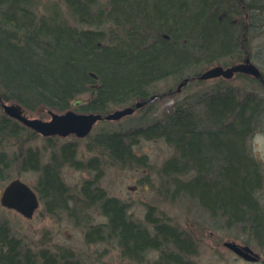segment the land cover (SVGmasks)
<instances>
[{"label": "trees", "instance_id": "trees-1", "mask_svg": "<svg viewBox=\"0 0 264 264\" xmlns=\"http://www.w3.org/2000/svg\"><path fill=\"white\" fill-rule=\"evenodd\" d=\"M247 14L263 16L264 0H0L1 97L28 111L46 106L106 113L113 104H134L156 94L148 88L161 79L174 76L178 86L203 66L233 61L232 55L252 58L248 39L255 29ZM215 79L210 90L175 101L159 119L89 134V149H99L112 163L146 165L134 145L140 138H163L173 153L159 172L173 195L190 198L215 225L245 233L264 248V172L249 145L264 122V98ZM85 94V103L72 105ZM39 135L0 109V139L22 143L14 156L0 151V177L15 162L37 171L33 187L50 213L64 210L79 219L96 206L106 220L93 224L88 217V242L113 243L131 260L155 252L154 264H198L194 233L154 206L144 221L135 219L127 202L99 184V158L80 159L75 142L43 161L41 150L29 145ZM65 164L98 174L74 192L62 176ZM0 264L85 263L67 246L33 249L0 214Z\"/></svg>", "mask_w": 264, "mask_h": 264}, {"label": "rangeland", "instance_id": "rangeland-1", "mask_svg": "<svg viewBox=\"0 0 264 264\" xmlns=\"http://www.w3.org/2000/svg\"><path fill=\"white\" fill-rule=\"evenodd\" d=\"M233 16H235V13H233ZM247 22L249 26L252 23L251 27H254L256 33H254L252 39H248V46L252 54L251 59L264 74V15H258L254 18L248 15ZM241 61V59H235V61L221 62V64L227 66ZM215 64L218 63H213L210 66ZM210 66H203V69ZM200 68L198 67V70ZM227 80L232 86L255 90L264 98L263 84L250 75L239 77L235 75ZM217 82L215 78L206 79L203 82H200V80L192 81L190 84L184 85L185 87L183 86L180 91L174 90L171 91V95L157 97L130 115L119 119L99 120L90 134L96 135L98 132L105 130H126L133 126L147 124L161 118L164 112L170 110L175 101L194 97L199 93L210 90ZM177 83L176 77L169 76L149 87L148 93L151 95L166 92L176 87ZM78 97L87 100L88 95L85 94ZM128 105H132V103L113 104L108 112ZM41 108L35 111L26 110V113L30 117L49 119L48 109L51 108ZM0 109L3 110L1 104ZM24 134H26V131H24ZM92 135H87L86 137H78L75 134L67 136L55 135L54 137L58 138L49 140L46 137L51 136L39 135L33 138L29 145L41 150L43 161H48L50 152L54 149H59L62 144L67 142H75L80 159L88 160L92 156L98 157L102 168L99 184L109 194L127 202L129 204V212L135 219L144 221L149 206H154L158 213H163L170 221L194 233L198 249L193 259L198 264H264V248L249 239L247 234L236 233L231 229L218 227L190 198L173 195L172 189L168 186V181L159 172L161 164L173 153V147L163 138H140L134 145V150L138 155L147 157L148 164L133 163L122 165L109 161L107 155L100 153L97 148L95 150L89 149L88 144L93 139ZM19 142L9 138L0 139V151L4 149L7 151L6 154L14 156V153L16 154L21 149L19 146L21 147L22 143ZM249 145L251 152L261 161L264 172V122L249 138ZM97 174L98 170L93 168L82 169L68 164H65L62 168L64 181L74 192L78 193L82 183L87 179L95 178ZM37 177V171L21 170L18 162L12 163L5 175L0 177V197L9 179L20 178L33 187ZM261 194L264 202V188ZM0 214L9 222L13 232L33 249L49 247L55 250L59 246H67L72 248L85 264H154L157 257V253L151 252L141 261L131 260L123 257L113 243L88 242L84 236L88 227V217L91 218L90 220L93 224L106 220V217L96 206L85 209V214L89 216H85L82 213V217L77 219L64 210L55 213L48 212L45 209L43 200L40 198V206L31 218H26L17 210L4 207L1 203ZM226 241L249 245L259 254V260L251 261L239 256L225 245Z\"/></svg>", "mask_w": 264, "mask_h": 264}, {"label": "water", "instance_id": "water-1", "mask_svg": "<svg viewBox=\"0 0 264 264\" xmlns=\"http://www.w3.org/2000/svg\"><path fill=\"white\" fill-rule=\"evenodd\" d=\"M236 73H243L257 78L264 86V74L262 70L249 56H246L241 62H235L227 66L218 63L204 69L197 76L185 77L178 84L175 91H180L184 85L195 78L206 80L224 77L226 79H230L234 77ZM162 96H165V93L154 94L147 99L136 101L132 105L117 108L107 113L93 111L80 112L73 108L63 112L48 109V113L50 114L49 119L28 116L26 109L20 103L5 101L1 97V93L0 104L4 113L23 123L25 126L42 136H67L75 134L78 137H86L91 133L94 125L99 120L119 119L126 115H130L156 97ZM85 100L86 99L82 97H77L73 101L72 105L77 106ZM45 108L46 106H42L41 109ZM0 203L4 207L17 210L26 218H31L40 206V197L37 191L29 183L20 178H14L8 181L4 186L0 197ZM225 245L247 260H259V254L247 244H239L235 241H226Z\"/></svg>", "mask_w": 264, "mask_h": 264}, {"label": "bare ground", "instance_id": "bare-ground-1", "mask_svg": "<svg viewBox=\"0 0 264 264\" xmlns=\"http://www.w3.org/2000/svg\"><path fill=\"white\" fill-rule=\"evenodd\" d=\"M163 93H165V95H171L172 93H171V91H166V92H163ZM159 94V93H158ZM157 98V97H156Z\"/></svg>", "mask_w": 264, "mask_h": 264}, {"label": "flooded vegetation", "instance_id": "flooded-vegetation-1", "mask_svg": "<svg viewBox=\"0 0 264 264\" xmlns=\"http://www.w3.org/2000/svg\"><path fill=\"white\" fill-rule=\"evenodd\" d=\"M232 58H233V61H235V57H234V56H232Z\"/></svg>", "mask_w": 264, "mask_h": 264}]
</instances>
